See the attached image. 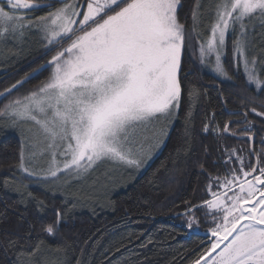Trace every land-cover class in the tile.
Here are the masks:
<instances>
[{"label": "snow or ice", "instance_id": "obj_1", "mask_svg": "<svg viewBox=\"0 0 264 264\" xmlns=\"http://www.w3.org/2000/svg\"><path fill=\"white\" fill-rule=\"evenodd\" d=\"M182 7L181 0H55L48 4L0 0V43L23 42L35 29L47 41L49 51L59 48L34 70L51 69L47 79L0 108V120L19 129L20 170L26 176L38 175L29 165L45 153L50 157L48 166L39 173L45 181L61 175L86 177L106 161L141 169L179 118L182 55L189 48L199 52L202 65L214 62L215 72L227 78L222 57L231 35L234 58L243 64L247 82L264 91L260 79L264 33L256 52V25L251 24L259 19L264 29V0H215L214 20L206 36L198 31L206 19L202 0H194L189 29L178 19ZM41 8L52 10L35 18L20 14ZM29 78L12 84L0 97L7 98ZM188 95L186 120L191 119L192 100L199 93L189 89ZM251 111L264 117V112ZM208 130L206 124L204 131ZM223 132H229L228 124ZM233 156L238 167L227 168L222 177H210V199L187 205L186 229H199L196 213L200 211L204 222L210 217L214 225L206 233L211 237L209 246L190 264H264V152L257 155L255 165H245L235 150L226 165ZM118 184L106 174L99 190L115 191ZM27 195L31 198V193ZM37 204L43 207L42 201ZM56 215L54 224L44 230L53 239L64 222L61 213ZM25 239L32 237L29 234ZM8 243L16 246L18 242ZM42 244L38 238L35 246L21 247L20 252L30 264H55L41 255Z\"/></svg>", "mask_w": 264, "mask_h": 264}, {"label": "trees", "instance_id": "obj_2", "mask_svg": "<svg viewBox=\"0 0 264 264\" xmlns=\"http://www.w3.org/2000/svg\"><path fill=\"white\" fill-rule=\"evenodd\" d=\"M181 2L183 7L178 10V19L189 29L194 0ZM55 6L61 5L55 3ZM205 9L206 19L198 31L206 36L210 13ZM51 10L41 8L30 13L41 16ZM261 33L264 29L258 27L255 30L258 44ZM49 47L39 46L1 65L0 92L25 77L30 78L7 98L0 97V108L9 100L27 95L47 79L51 69L39 73L34 70L45 65L59 50L57 47L49 51ZM232 47L233 39L229 35L222 59L226 80L216 78L203 68L198 51L189 48L183 53L179 118L170 128L161 150L142 172L130 174L115 191L111 188L107 193L101 191L93 201L66 198L44 187H28L16 171L20 164L21 139L0 120V264H30L20 248L35 246L38 238L43 241L41 255L55 264H190L209 246L210 235L206 233L213 224L210 217L205 223L200 211L196 213L199 229H186L183 225L187 205H201L210 199L207 192L210 177H222L227 168L237 167L235 156L232 163L225 164L232 150L240 156L239 146H244L245 165L253 164L248 141L226 136L225 124L229 125V135L253 136L256 157L264 152L261 143L264 117L251 111L255 108L257 112H264V91L247 83ZM189 89L199 95L192 100L191 119L186 120ZM206 124L207 132L204 131ZM249 125L251 130L245 133ZM38 201L43 202L42 208L38 207ZM57 212L62 214L64 222L53 239L44 230L57 220ZM29 234L32 239L26 240ZM9 241L18 243L11 246ZM117 248L120 250L116 251Z\"/></svg>", "mask_w": 264, "mask_h": 264}, {"label": "rangeland", "instance_id": "obj_3", "mask_svg": "<svg viewBox=\"0 0 264 264\" xmlns=\"http://www.w3.org/2000/svg\"><path fill=\"white\" fill-rule=\"evenodd\" d=\"M30 3H36L32 0H29ZM205 7L207 8V12L210 13V17L208 19V23L206 24V28L208 27V24L213 22L214 17L212 15V9L213 5L215 3V0H202ZM21 15H26L30 17H37L35 14H31L30 12H24L21 11ZM261 21L259 19L251 21V24L256 25L255 30H257L258 27H260ZM209 24V27H210ZM209 29V28H208ZM49 47L47 45V41L44 40L42 34L37 32L35 29L29 31L26 35V38L23 42L20 41H10L7 45H4L0 43V67L1 65L13 61L16 58H21L24 54L34 51L37 47ZM67 46V45H65ZM254 51L259 52L260 51V43H256ZM223 59V57H222ZM201 63V62H200ZM202 65V64H201ZM240 68L245 76V79L247 81V77L245 74V70L242 63H239ZM203 68L208 71L210 74L215 76L216 78L220 80H226L222 75H219L214 70V62L213 63H206L202 65ZM1 71V69H0ZM258 71H260V66L258 65ZM262 75V74H261ZM260 75V79L264 81V77ZM248 83V82H247ZM249 84V83H248ZM250 85V84H249ZM255 89H257L255 84H251ZM259 90V89H257ZM4 124L9 128L10 131L15 132L21 139L19 129L12 127L9 123L6 121H3ZM164 143H162L158 148H155L151 154V159L155 157V155L161 150ZM242 149V157L246 156V150L244 146H239ZM60 159V157H57ZM245 158V157H244ZM37 163L35 165H29L33 166L38 173L36 176H26L25 173H23L20 170V164L18 168L16 169L18 176L20 179H23L26 183V185L32 189H38L40 187H44L50 191H52L54 194L63 195L66 198H74L76 200H84V201H93L97 199L101 195L100 185L104 183L106 174H111L116 180L119 181V184L121 181H124V179H127L130 174L133 173H140L142 172V169L145 165H147L151 159L148 160V162L139 170L126 168V167H116L112 164V162L106 161L101 164H99L98 167L94 171H92L89 175L86 177L81 178H74L69 177L65 175H61L60 179L52 181L48 180L45 181L42 179L41 175L39 173L42 169H46L48 166V160L50 159L49 155L47 153L43 155H38ZM237 162V161H236ZM27 163V162H26ZM239 166L237 162V167ZM21 180V181H23ZM23 181V182H24ZM18 183V182H17ZM20 183V181H19ZM118 184V185H119ZM103 192V191H102ZM211 221V218H210ZM214 226V225H213ZM211 239V237H210Z\"/></svg>", "mask_w": 264, "mask_h": 264}, {"label": "water", "instance_id": "obj_4", "mask_svg": "<svg viewBox=\"0 0 264 264\" xmlns=\"http://www.w3.org/2000/svg\"><path fill=\"white\" fill-rule=\"evenodd\" d=\"M226 136H232L234 139L242 141V140H247L249 143V152L250 155L253 159V165H255L257 163V157L256 155L253 153V143H254V138L253 136L250 135H245V136H234V135H229V134H225Z\"/></svg>", "mask_w": 264, "mask_h": 264}, {"label": "flooded vegetation", "instance_id": "obj_5", "mask_svg": "<svg viewBox=\"0 0 264 264\" xmlns=\"http://www.w3.org/2000/svg\"><path fill=\"white\" fill-rule=\"evenodd\" d=\"M50 3V2H49Z\"/></svg>", "mask_w": 264, "mask_h": 264}]
</instances>
